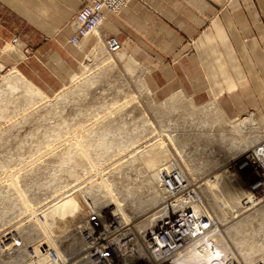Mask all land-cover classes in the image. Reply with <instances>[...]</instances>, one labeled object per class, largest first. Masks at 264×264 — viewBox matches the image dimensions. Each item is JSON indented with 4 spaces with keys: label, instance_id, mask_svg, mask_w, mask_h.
I'll return each instance as SVG.
<instances>
[{
    "label": "rangeland",
    "instance_id": "1",
    "mask_svg": "<svg viewBox=\"0 0 264 264\" xmlns=\"http://www.w3.org/2000/svg\"><path fill=\"white\" fill-rule=\"evenodd\" d=\"M9 49L15 50L7 46L3 52ZM100 54L109 65L80 63L56 94L41 92L45 100L35 109L22 99V83L17 91L4 84L20 74L0 57V239L11 231L22 237L15 250L0 249V264H109L100 248L86 247L81 234L112 204L133 225L152 227L172 207L160 181L173 159L215 213L211 242L222 239L244 264L264 262V196L252 200L230 162L232 154L264 138L263 121L255 116L254 127L242 126L247 115L227 118L213 104L195 107L187 95L176 96L171 106L165 102L171 96L149 87L144 73L150 68L133 63L126 76L108 53ZM140 129L139 145L146 150L133 161L129 150L81 145L85 138L106 137L127 146L133 135H142ZM136 259L138 254L130 255L129 262Z\"/></svg>",
    "mask_w": 264,
    "mask_h": 264
},
{
    "label": "crops",
    "instance_id": "2",
    "mask_svg": "<svg viewBox=\"0 0 264 264\" xmlns=\"http://www.w3.org/2000/svg\"><path fill=\"white\" fill-rule=\"evenodd\" d=\"M88 1L0 0L2 61L50 96L80 63L107 61L92 51L107 54L104 40L116 36L122 49L108 53L112 66L126 76L127 63L150 68L144 75L158 96L187 95L195 107L264 123V0H131L74 45L73 20ZM7 46L15 50L5 54Z\"/></svg>",
    "mask_w": 264,
    "mask_h": 264
},
{
    "label": "built area",
    "instance_id": "3",
    "mask_svg": "<svg viewBox=\"0 0 264 264\" xmlns=\"http://www.w3.org/2000/svg\"><path fill=\"white\" fill-rule=\"evenodd\" d=\"M130 1L89 0L74 17L75 33L71 43L79 45L84 38L97 32L105 12L118 14ZM104 44L110 54L122 49L121 41L116 36L106 38ZM230 162L246 183L252 200L263 197L264 138ZM167 165V172L160 183L171 200L170 213L162 216L154 226L140 229L125 220L116 205H109L99 217L91 218L90 227L81 234L86 247L91 250L100 248L110 260L109 264H192L183 263V257L195 248L204 249L207 244L213 248L211 239L217 231L215 213L207 208L198 185L185 174L179 161L173 159ZM21 245L19 231L8 232L0 239L1 250H15ZM135 248L141 251L140 259L131 263L129 257L133 256ZM208 264L244 263L232 255L215 254Z\"/></svg>",
    "mask_w": 264,
    "mask_h": 264
},
{
    "label": "bare ground",
    "instance_id": "4",
    "mask_svg": "<svg viewBox=\"0 0 264 264\" xmlns=\"http://www.w3.org/2000/svg\"><path fill=\"white\" fill-rule=\"evenodd\" d=\"M99 40V39H98ZM102 44V43H101ZM96 46V45H95ZM100 49H101V51L103 50V48L102 47H100ZM99 49V50H100ZM94 50H95V48H94ZM97 51H99L98 50V48L96 49ZM96 51V52H97ZM101 51H100V53H101ZM104 51V50H103ZM96 54V53H95ZM94 54V55H95ZM93 55V54H92ZM100 55V54H99ZM103 55V54H102ZM105 55V54H104ZM98 56V55H97ZM97 56H96V58H97ZM101 57V56H100ZM103 57V56H102ZM105 57V56H104ZM93 59H94V57H93ZM104 60V59H103ZM109 59L107 58V62L106 61H103L104 63L106 62L108 65H109V61H108ZM95 61H96V59H95ZM126 63H127V61H126ZM94 64V63H93ZM102 64V63H101ZM107 64H104L103 66L104 67H106L105 65H107ZM103 66H101L102 68H103ZM126 66V65H125ZM127 67H128V63H127ZM131 67H133V66H131ZM0 68H1V70H3L4 69V67H3V65H0ZM130 68V67H129ZM132 69V68H131ZM77 79V78H76ZM78 81H80L81 79L80 78H78L77 79ZM77 81V82H78ZM4 82V84L8 87V88H10V89H15L16 91L18 90V89H20L21 88V85H22V88L23 87H25L24 89H23V93L21 94V96H22V99L24 100V102H26V104L29 106V108L30 109H35V108H38V106L42 103V102H44V97H43V95L35 88V87H33L28 81H26L22 76H20V75H11V76H9V77H7V78H5V80L3 81ZM76 82V81H75ZM20 83H22L21 85H20ZM76 84V83H75ZM21 88V89H22ZM70 91V90H69ZM67 94L68 93H64V92H62L61 93V95H62V97L63 98H66L67 97ZM69 95V94H68ZM60 96V95H59ZM176 96H179V95H174V96H172V97H170V98H168L165 102H171L172 103V105L171 106H173V105H175V103L173 102V100H175L176 99V101H177V98H176ZM181 97V96H180ZM183 97V96H182ZM62 98V99H63ZM178 99H180V98H178ZM174 103V104H173ZM171 106H168L169 108L171 107ZM179 106V105H178ZM175 107H176V105H175ZM171 108H174V107H171ZM179 108V107H178ZM192 109V108H191ZM195 109V108H194ZM204 110V109H203ZM209 110H211V109H209ZM254 118L255 117H253V116H250V117H245V118H243L242 119V126H244L245 124L246 125H250L249 126V128H251V127H254V125H253V121H254ZM139 127V126H138ZM146 127V126H145ZM142 128V127H141ZM147 129H149V128H147ZM147 129H146V131H147ZM140 132V134H142L141 133V129L139 130ZM144 131V130H143ZM111 132V131H110ZM136 132H138V131H136ZM139 134V135H140ZM147 134V133H146ZM145 134V135H146ZM144 134H142V135H140V136H138V134H136V135H133V137H131L130 139H129V141L127 142V146H125V145H123L122 146V142H119V141H116V143L115 142H113L114 140H111V141H109V139L108 138H106V137H103V138H100V139H93L94 141H96V142H94L93 140H92V137L90 138L91 140H89L88 138L86 139L85 138V140H83V141H81V142H83V143H81V145H83L85 148H89L90 146H91V148H92V146H96L95 148L96 149H98V147L99 148H101V149H103L104 150V148H105V150H107V149H110V148H113V149H121L122 150V153L124 152V151H126V150H129V152H130V155H129V157L131 158V159H129L130 161L133 159V158H135V157H137L141 152H143L144 150H146V148H143V147H141V145H139V143H140V141H141V139H142V136H143ZM147 137V136H146ZM147 138H149V137H147ZM145 139V138H144ZM256 142H257V140H255ZM254 141H252L251 142V144L253 143ZM259 142V141H258ZM96 144V145H95ZM81 145H78L80 148H81ZM78 146H77V148H78ZM250 148V144H248V147H247V149H249ZM79 149V148H78ZM80 150H82V149H80ZM93 150V149H92ZM115 150V151H116ZM108 152V151H107ZM245 152V151H244ZM121 153V152H120ZM121 153V154H122ZM237 153H240V151H237ZM237 153H235V154H232V155H235V158H237L238 156V154ZM116 154V153H115ZM111 155V154H110ZM107 156V155H106ZM122 157V156H121ZM112 159V158H111ZM125 160H128V158L127 159H125ZM104 161V160H103ZM112 161V160H111ZM133 161V160H132ZM232 161V160H231ZM123 162V161H122ZM121 162V163H122ZM128 162V161H127ZM79 163V162H78ZM77 163V164H78ZM113 166V165H112ZM230 167H232V165H230V166H228V167H226L225 168V175H229L230 174V172H232V170H231V168ZM114 168V167H113ZM148 174H149V171H148ZM232 177H234V176H232ZM232 179V178H231ZM161 182V181H160ZM192 182H194V181H192ZM161 184V183H160ZM197 185V184H196ZM163 188H164V186L163 185H161ZM165 189V188H164ZM198 189L200 190V187L198 186ZM166 191V190H165ZM200 192H201V190H200ZM202 193V192H201ZM203 195V194H202ZM204 196V195H203ZM247 205L249 206L250 205V203H247ZM167 212L164 214L165 216L167 215V214H169L170 213V211H171V208H169V210L167 209L166 210ZM157 223V222H156ZM155 223V224H156ZM154 224V225H155ZM244 224H246V223H244ZM153 225V226H154ZM243 224L242 223H240V224H238L237 226H235L234 227V230H235V232L236 233H239L240 231H241V228H243ZM211 244L213 245V248L210 246V244H207L206 246H205V248L204 249H201V248H195L194 250H192V252H190L188 255H185L184 257H183V263H192V264H208V261H209V259L211 258V256H213V255H215V254H217V256L218 255H227V256H229V255H231L230 254V248L228 247V245H227V243L225 242V241H223L222 239H220V240H216V241H212L211 242ZM132 252V251H131ZM240 252L241 253H245L246 254V252L244 251V250H240ZM133 254H138L139 256H140V253H141V251H140V249L139 248H135V249H133V252H132ZM125 255H127V254H125ZM247 256V255H246ZM126 258V257H125ZM246 260H249V257L247 256V258H245ZM126 262H127V259H126ZM32 263H35V262H32ZM131 263H133V261L131 262ZM28 264H30V263H28ZM38 264V263H37Z\"/></svg>",
    "mask_w": 264,
    "mask_h": 264
}]
</instances>
